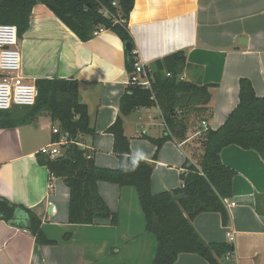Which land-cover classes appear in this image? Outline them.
<instances>
[{
    "label": "crops",
    "instance_id": "0c3cea01",
    "mask_svg": "<svg viewBox=\"0 0 264 264\" xmlns=\"http://www.w3.org/2000/svg\"><path fill=\"white\" fill-rule=\"evenodd\" d=\"M128 29L144 64L184 50L187 64L181 78L216 85L211 88L209 128L219 127L236 106L240 78L250 79L255 93L264 97V0H134ZM19 45L21 72L28 81H78L96 131L93 137L82 136L80 145L93 153L98 166L117 167L113 138L106 129L119 112L129 75L118 36L103 30L81 41L38 3ZM53 125L57 126L41 113L31 124L0 129V196L32 209L46 236L57 241L38 245L29 231L18 227L26 215L17 211L13 223L0 220V264H151L156 240L145 229L135 188L97 183L99 194L117 213L116 226L108 219L90 225L67 222L68 187L61 178L50 177L36 158L52 141ZM123 128L131 154L142 151L143 159L152 161L156 146L148 137H161L166 129L159 107L135 109L124 116ZM183 145L175 140L162 144L153 161L152 193L179 186L186 159ZM220 157L236 171L230 200L235 205L227 207L229 223L223 226L217 212H203L193 219V227L205 241L232 245L221 264H264V162L257 152L236 145L223 148ZM65 233H71L66 241ZM173 264L209 263L197 254L180 253Z\"/></svg>",
    "mask_w": 264,
    "mask_h": 264
},
{
    "label": "trees",
    "instance_id": "16d2710c",
    "mask_svg": "<svg viewBox=\"0 0 264 264\" xmlns=\"http://www.w3.org/2000/svg\"><path fill=\"white\" fill-rule=\"evenodd\" d=\"M38 3L45 5L81 41L95 37L93 32L98 28L115 33L125 48L126 71L132 72L136 54L128 18L134 0H0V23L15 25L21 39L29 28L31 10ZM186 64L184 50L173 52L150 65L151 91L127 84L119 99V112L106 129L112 135V151L118 159L115 168L98 166L93 153L80 145L82 136L93 137L96 131L90 124L87 105L79 100L76 79H36L38 96L33 105L22 111L0 110V129L31 124L38 115L46 113L59 130L53 133L52 141L58 142L66 134L67 142L60 146V155L50 158L38 152L36 158L50 177L61 178L68 187V223L90 225L108 219L116 226L117 213L101 197L97 183L135 188L145 229L156 240L151 264H173L180 253H194L209 264H221L229 256L228 251L232 253V245L205 241L193 227V219L203 212H217L223 226L229 223L227 203L233 197L236 171L221 161V150L236 145L257 152L264 162V97L255 93L250 79H239L238 102L224 122L216 129H203L201 122L213 115L211 88L216 85L180 78ZM151 106L159 107L167 129L161 137H148L156 149L152 161H146L131 154L123 118L137 108ZM167 140L184 142L186 159L179 173L180 184L154 194L153 161ZM17 211L26 215L24 224L18 227L29 231L38 245L57 244L46 236L41 219L32 209L0 196V220L13 223ZM70 237L71 233H65L62 239Z\"/></svg>",
    "mask_w": 264,
    "mask_h": 264
},
{
    "label": "built area",
    "instance_id": "2783aa9c",
    "mask_svg": "<svg viewBox=\"0 0 264 264\" xmlns=\"http://www.w3.org/2000/svg\"><path fill=\"white\" fill-rule=\"evenodd\" d=\"M103 30V28H98L93 32V35L96 36ZM133 52L136 54L135 50ZM151 75L150 66L135 56L133 70L128 75L127 84L140 85L151 91ZM169 75L167 73V76ZM37 96L38 89L35 83L29 82L21 72L17 27L12 24L0 23V110H8L14 106H31L35 103ZM201 126L203 129L207 128V122L202 121ZM165 128L167 129L166 125ZM51 131L57 133L59 130L57 126L53 125ZM66 142V134H64L58 142L51 141L40 148L38 152L50 158L57 157L61 153L60 146ZM234 205L235 203L232 201L227 203V207ZM227 235L229 241H232L233 234L228 232ZM230 254L231 250L227 255Z\"/></svg>",
    "mask_w": 264,
    "mask_h": 264
},
{
    "label": "rangeland",
    "instance_id": "374dc122",
    "mask_svg": "<svg viewBox=\"0 0 264 264\" xmlns=\"http://www.w3.org/2000/svg\"><path fill=\"white\" fill-rule=\"evenodd\" d=\"M19 47H20V45H19ZM20 50V49H19ZM29 82H31V81H29ZM25 109V106H21V107H19V106H14V107H12V110L13 111H22V110H24ZM138 132H140V128L138 127Z\"/></svg>",
    "mask_w": 264,
    "mask_h": 264
},
{
    "label": "clouds",
    "instance_id": "9594fccd",
    "mask_svg": "<svg viewBox=\"0 0 264 264\" xmlns=\"http://www.w3.org/2000/svg\"><path fill=\"white\" fill-rule=\"evenodd\" d=\"M137 155L139 156L140 159H143L144 158V154H143L142 151L141 152H138Z\"/></svg>",
    "mask_w": 264,
    "mask_h": 264
},
{
    "label": "water",
    "instance_id": "95a60500",
    "mask_svg": "<svg viewBox=\"0 0 264 264\" xmlns=\"http://www.w3.org/2000/svg\"><path fill=\"white\" fill-rule=\"evenodd\" d=\"M79 100H80V101L82 100V97H81V95H79ZM188 164H191V162H189Z\"/></svg>",
    "mask_w": 264,
    "mask_h": 264
}]
</instances>
